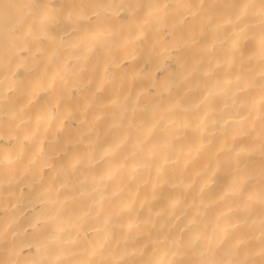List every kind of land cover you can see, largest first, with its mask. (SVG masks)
<instances>
[{
  "label": "bare ground",
  "instance_id": "obj_1",
  "mask_svg": "<svg viewBox=\"0 0 264 264\" xmlns=\"http://www.w3.org/2000/svg\"><path fill=\"white\" fill-rule=\"evenodd\" d=\"M7 9L0 264H264V0Z\"/></svg>",
  "mask_w": 264,
  "mask_h": 264
},
{
  "label": "rangeland",
  "instance_id": "obj_2",
  "mask_svg": "<svg viewBox=\"0 0 264 264\" xmlns=\"http://www.w3.org/2000/svg\"><path fill=\"white\" fill-rule=\"evenodd\" d=\"M3 1L4 2H8V1H10V0H0V18H2V17H4V16H6L4 13L6 12V14H8L7 13V11H6V9H7V7H8V9H13V7L14 8H16L17 7V5H18V0H14V1H12L11 3H9L8 4V6H7V4H3ZM3 4V5H2ZM211 4H212V2H211ZM5 5H6V7H5ZM4 8V9H3ZM1 9H3V10H1ZM7 9V10H8ZM9 11V10H8ZM2 15H4V16H2ZM50 66H51V64H50ZM167 66L169 67V66H173V62L172 61H168V63H167ZM52 67V66H51ZM51 70V69H50ZM50 73L51 74H53L52 73V71H50ZM31 112H35V109H31V108H28V107H26V108H24V109H22L21 111H18V114H22V115H29Z\"/></svg>",
  "mask_w": 264,
  "mask_h": 264
}]
</instances>
